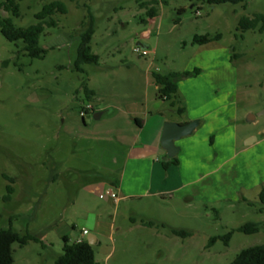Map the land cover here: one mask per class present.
Listing matches in <instances>:
<instances>
[{
  "label": "rangeland",
  "instance_id": "374dc122",
  "mask_svg": "<svg viewBox=\"0 0 264 264\" xmlns=\"http://www.w3.org/2000/svg\"><path fill=\"white\" fill-rule=\"evenodd\" d=\"M3 1L0 15L8 16ZM53 1L22 0L15 24H36V13ZM61 1L68 12L56 16L58 26L46 27L40 40L47 50L44 58L21 52L0 31V228L46 235L52 244L49 249L38 243L27 248L15 244L17 264H37L42 258L53 264L50 255L62 252V238L75 241L92 215L102 224L101 242L94 247L99 264H230L243 249L264 244V214L258 211L254 192L245 195L248 202L130 199L116 204L85 187L78 172L91 159L100 162L107 151H125L113 133L92 145L86 143V134L108 128L110 120H132L134 111L143 107L170 112V102L158 98L151 81L155 70L200 68L201 59L213 49L230 50L240 91L251 85L259 91L264 82V31H244L240 20L264 13V0L218 5L203 0ZM154 4L158 14L151 19L147 11ZM90 13L95 19L92 52L100 60L84 64L83 74L73 67ZM205 34L222 37L206 45L193 43L195 35ZM84 78L98 94L93 98L96 108L105 111L99 120L92 112L85 119L79 115L93 101L82 89ZM261 111L246 104L240 112L256 137L264 135ZM247 222L259 223L260 231H236L228 245L222 239L209 244L211 237ZM173 228L191 235H177Z\"/></svg>",
  "mask_w": 264,
  "mask_h": 264
},
{
  "label": "crops",
  "instance_id": "0c3cea01",
  "mask_svg": "<svg viewBox=\"0 0 264 264\" xmlns=\"http://www.w3.org/2000/svg\"><path fill=\"white\" fill-rule=\"evenodd\" d=\"M233 56L230 50L215 48L201 59L199 75L179 82L186 106L184 114H178L171 105L169 113L152 112L143 107L134 111L132 120L123 117L119 122L110 120L108 128H97L86 134V143L92 145L105 137L104 134L113 133L116 143L124 145L125 151L121 154L107 151L108 156H100V162L91 159L83 165L78 172L84 178V186L99 194L112 189L118 196V200H114L116 204L130 199L231 202L247 198V192H254L259 199L264 187V135L256 137L240 112L246 104L264 109V82L259 84V91L252 85L240 91L239 71L232 61ZM151 75L155 83L153 72ZM97 95L94 98L97 99ZM94 101L91 102L96 108L98 102ZM96 112H102L99 119L105 115V111L97 108L92 111ZM196 119L200 120V125L194 133L176 142L180 147L176 155L179 164L165 168L164 161L173 157L161 143L164 124L167 121L185 124ZM95 228L96 233L92 230ZM83 230H88V234L84 235ZM100 231L101 221L97 215H92L89 225L82 227L75 241L90 236L95 247L101 242ZM38 236L46 243L45 247L36 241L22 247L38 243L49 249L52 244L48 237ZM58 254L60 252L50 255L53 264ZM37 264H46L45 259Z\"/></svg>",
  "mask_w": 264,
  "mask_h": 264
},
{
  "label": "trees",
  "instance_id": "16d2710c",
  "mask_svg": "<svg viewBox=\"0 0 264 264\" xmlns=\"http://www.w3.org/2000/svg\"><path fill=\"white\" fill-rule=\"evenodd\" d=\"M22 0H4L2 4L3 10L8 12V16L0 15V31L3 36L16 43L21 52H25L31 58H44L47 54V50L41 45V37L45 33L46 27H56L59 21L56 19L58 14H66L68 12V6L64 1L55 0L51 3L45 4L41 11L36 13L38 22L28 27H22L15 24L13 17H20V2ZM210 5H218L223 3H241L245 0H203ZM155 4H158V0H154ZM152 5L147 14L150 18H154L158 14L156 6ZM90 25L89 28L81 36V40L78 46L77 57L74 63V70L85 73L83 67L84 64H97L100 60V56L92 52L91 41L95 33L94 28V16L89 14ZM146 22V20H144ZM240 29L247 31H264V13H257L252 18L243 17L240 20ZM222 36L218 34L214 38L209 34L195 35L193 43L199 45H206L211 43L214 39H220ZM202 72L200 68H194L191 71H169L162 72L153 71V77L155 83L158 86V98L164 101H169L170 105L176 110L178 114H184L186 112V106L184 99L180 95L179 82L185 78L197 76ZM82 89L86 92L88 99L93 100L96 92L88 87L87 80H82ZM84 109V107L82 108ZM96 111L94 108L93 112ZM85 119V116L82 117ZM140 123V120L137 119ZM211 144L213 145V137H211ZM179 158L173 157L164 161V167L168 168L170 165L179 164ZM13 180V179H11ZM9 191L14 192V187L9 186ZM243 201L248 202L247 198H242ZM252 205L255 203L249 202ZM258 211L264 214V187L259 194V207ZM261 225L256 222H247L238 228L230 230L224 236H213L210 238L209 244H213L218 239H222L226 245L230 243L233 234L236 231L251 234L259 232ZM173 232L177 235L187 237L191 235V232L187 229L173 228ZM63 249L60 254L55 257V264H99L96 259L94 246L88 241V239H81L72 242L70 237L65 235L63 238ZM31 241L40 242L43 247L46 243L42 238L29 231L22 233L14 230L12 227L0 228V264H15L14 258V245L19 244L25 246ZM230 264H264V244L254 245L243 249Z\"/></svg>",
  "mask_w": 264,
  "mask_h": 264
},
{
  "label": "water",
  "instance_id": "95a60500",
  "mask_svg": "<svg viewBox=\"0 0 264 264\" xmlns=\"http://www.w3.org/2000/svg\"><path fill=\"white\" fill-rule=\"evenodd\" d=\"M101 115L102 112H96L94 117L99 119ZM259 115H264V109L259 113ZM253 119H255V117H253ZM199 125L200 120L198 119L192 120L185 124H180L175 121H167L164 124L161 143L163 148L167 150L170 157H175L180 151V147L176 145V142L184 137L192 135ZM87 239L92 245L95 244V241L92 237L89 236Z\"/></svg>",
  "mask_w": 264,
  "mask_h": 264
},
{
  "label": "built area",
  "instance_id": "2783aa9c",
  "mask_svg": "<svg viewBox=\"0 0 264 264\" xmlns=\"http://www.w3.org/2000/svg\"><path fill=\"white\" fill-rule=\"evenodd\" d=\"M134 50L139 54L148 55V51L147 50L141 51L140 47H135ZM94 108H95V104L93 102H88L87 104H85L84 109L80 111V116L81 117L86 116V113L92 112ZM100 194H101V197L110 196L114 200L116 201L118 200L117 194L112 189L105 190L104 192H101ZM88 232H89L88 230H83L84 235H87Z\"/></svg>",
  "mask_w": 264,
  "mask_h": 264
}]
</instances>
